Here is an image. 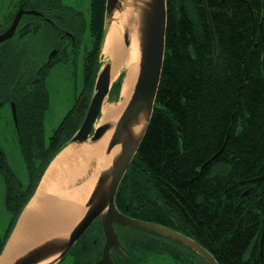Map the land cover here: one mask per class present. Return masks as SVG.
<instances>
[{
  "label": "trees",
  "instance_id": "obj_1",
  "mask_svg": "<svg viewBox=\"0 0 264 264\" xmlns=\"http://www.w3.org/2000/svg\"><path fill=\"white\" fill-rule=\"evenodd\" d=\"M165 4L164 55L153 110L117 189L115 205L131 218L193 239L218 264H264V178L248 182L264 172V0L204 4L165 0ZM104 7L105 0H89L85 31L91 49L82 46V34H74L89 67V87L98 69ZM43 48L46 52L49 43ZM61 58L59 53L51 63ZM120 78L112 85L115 95ZM47 106L41 76L28 96L16 103L26 187L6 163L0 168L6 210L13 216L0 238V253L48 163L71 140L85 112H76L73 105L46 140ZM129 231L128 235H153ZM154 241L129 249L167 252L176 264H206L183 245L161 236ZM80 245L81 239L71 248L73 264L89 262L87 253L76 255ZM113 258L114 264L122 262ZM131 259L129 255L127 264Z\"/></svg>",
  "mask_w": 264,
  "mask_h": 264
},
{
  "label": "water",
  "instance_id": "obj_2",
  "mask_svg": "<svg viewBox=\"0 0 264 264\" xmlns=\"http://www.w3.org/2000/svg\"><path fill=\"white\" fill-rule=\"evenodd\" d=\"M202 2L204 4V0ZM128 6L131 12H129L127 28H124L122 40L128 46L130 35H135L138 44L137 72L129 99L113 122L101 123L89 136L112 83L111 64L110 62L105 63L97 74L94 93L85 116L78 131L71 139V143L78 145L95 143L110 131L103 147V153L111 154L116 146L118 149L112 154L108 164L98 169L93 187L84 203V213L73 228L62 236H52L34 244L16 256L9 264H38L45 261L44 264H54L58 262L97 217L100 219L105 241L101 257L95 261V264H113L111 251L124 255L114 230V224L168 238L194 252L206 264H218L209 251L186 235L159 224L130 218L116 209L114 197L117 187L129 167L152 114L163 62L166 25L165 0H105L101 50L114 12H123ZM205 12L211 30V20L206 8ZM20 15L21 10L14 16L12 24L0 34V42L12 36ZM212 40L214 42L213 36ZM213 48L215 51V45ZM56 55L57 50H51L47 62ZM83 101V98L79 100L76 110L80 109ZM87 140L90 141L87 142ZM88 160L85 172L76 181L78 185L93 175L99 163L97 155H90ZM263 178L264 172L256 178L249 179L248 182L254 183ZM242 183L243 181H240V184ZM247 192L248 190L243 194Z\"/></svg>",
  "mask_w": 264,
  "mask_h": 264
},
{
  "label": "flooded vegetation",
  "instance_id": "obj_3",
  "mask_svg": "<svg viewBox=\"0 0 264 264\" xmlns=\"http://www.w3.org/2000/svg\"><path fill=\"white\" fill-rule=\"evenodd\" d=\"M0 4L5 7L0 12V34L12 24L15 13L21 10L12 36L0 42V128L4 123L6 128L13 126L17 131V100L25 99L28 91L39 82V78L41 76L45 78L44 72L47 74L49 68L57 63L47 62L50 51L56 49L57 54L62 55L58 62L67 61L69 56L76 57L83 54V49L77 45L74 34L83 35L85 32L89 11L87 14L81 11L79 0H0ZM46 42L49 43L50 48L45 52L43 45ZM88 84L89 80L83 84L78 96L84 100L88 98L85 110L94 92L93 85L89 87ZM19 106L20 103L17 104V107ZM6 162L0 147L1 169ZM114 230L124 250V255H119L122 259L120 264H127L129 255L132 258L131 264H139L144 260V252L140 248L137 250L129 248H137L138 244L146 240H157L159 236L143 233L128 235L130 231L117 224H114ZM123 235L126 237L124 238ZM80 239L81 245L76 255L83 256L87 253L89 262L85 261L83 264H95V261L101 257L105 241L99 217L94 219ZM131 240L132 243H129ZM71 248L66 255L74 259Z\"/></svg>",
  "mask_w": 264,
  "mask_h": 264
},
{
  "label": "bare ground",
  "instance_id": "obj_4",
  "mask_svg": "<svg viewBox=\"0 0 264 264\" xmlns=\"http://www.w3.org/2000/svg\"><path fill=\"white\" fill-rule=\"evenodd\" d=\"M126 8L127 10L123 12H114L113 20L111 21L102 46V55L107 58L108 62L111 64V82L117 78L120 73L124 72L119 100L115 104L103 103L101 107L100 120L103 122H113L120 114L129 99L136 78L138 61L137 39L135 35H130L128 46L125 45L122 40L124 28H127L126 24L129 19V12H131L129 6ZM109 134L110 131L106 132L103 137L95 143L81 144L80 150L83 154L88 156L97 155V157H99L100 161L96 166V171L100 168H104L110 161L112 154L118 149V146H116L113 148L111 154L103 153V147L107 142ZM70 151L72 150L69 146L64 147L48 165L39 183L37 189L38 194L36 193L37 197L41 196L38 199L35 195L29 202V205L20 217L6 245L0 259V264L9 260L16 251L24 249L26 246L38 240L40 238L38 236L45 233L44 231L47 228L71 219L77 214L87 199L93 187L95 180L94 175L76 188L61 190L54 194L51 200L43 201L42 196L45 195L44 188L46 185L68 171L66 163L69 160ZM75 152L77 153L74 155V160H77L81 157V153L78 151ZM77 165H79V163H77ZM77 165L75 167H77ZM65 182H67V180ZM61 187H64V185L58 183V188ZM45 262L38 264H44Z\"/></svg>",
  "mask_w": 264,
  "mask_h": 264
},
{
  "label": "rangeland",
  "instance_id": "obj_5",
  "mask_svg": "<svg viewBox=\"0 0 264 264\" xmlns=\"http://www.w3.org/2000/svg\"><path fill=\"white\" fill-rule=\"evenodd\" d=\"M79 3L81 4V11L83 10L84 13L87 14L89 0H79ZM0 6L1 12L5 7L1 4ZM89 40L88 32L86 30L83 33L82 46L89 45ZM87 48L89 50L91 49V46L89 45ZM79 52H81V50ZM97 56H100L101 58L100 62L97 61V65H104L108 62V59L102 55L101 41L99 42ZM67 59L68 60L64 62L55 63L51 68H49V71L44 78V84L48 93V106L45 110L43 119V130L46 140L54 131V129L60 124L63 117L73 108V105L75 106L77 102L75 99L79 96L83 88V84H85L87 81V68L89 67L86 65V57H84V54H79L76 57L69 56ZM123 74L124 72L120 73L119 75L121 77L120 86L122 84ZM115 81L117 80L114 79L112 83ZM118 100V96L112 91L108 97L104 99V103L115 104ZM83 111H85V108ZM100 118L101 113L94 123V128H97V126L103 123ZM89 141L90 140H87V142ZM0 147L2 148V151L6 157L8 166L11 168L19 182L23 184V188L26 187L28 173L26 171L23 157L20 153L17 131L13 126L6 128V125L4 123L2 124V127L0 128ZM81 155L85 157V155ZM4 198L5 185L0 171V238H2L6 233L10 220L13 217L12 214H9V212L6 210ZM143 259L144 260H141L139 264H176L175 261L177 260L167 252H147L143 254ZM72 262L73 259L70 257V255H66L63 259L54 264H73Z\"/></svg>",
  "mask_w": 264,
  "mask_h": 264
},
{
  "label": "crops",
  "instance_id": "obj_6",
  "mask_svg": "<svg viewBox=\"0 0 264 264\" xmlns=\"http://www.w3.org/2000/svg\"><path fill=\"white\" fill-rule=\"evenodd\" d=\"M67 146H69L71 148V150H72V151H70L71 154L69 155V160L66 163V165L68 167V171L64 172L63 174L60 175L59 178H56L54 181H50L46 185V187L44 188L45 195L42 196L43 201L51 200L53 198V195L56 194L57 192L61 191V190L74 189L77 186H79L76 181L80 177H82L83 173L85 172V170L87 168V164H88V161H89L88 160L89 156L86 155V154H83L81 152V150H80L81 149V145L70 143ZM75 151L80 152L81 154L85 155V157L81 155V157H79V159L74 160V155L77 153ZM70 156H72V157H70ZM80 159H81V161H80ZM77 163H79V165H77ZM76 165H77V167H75ZM97 173H98V170L96 171V169H95L93 171L94 177H96ZM66 180H67V182H65ZM58 183L64 185V187L58 188ZM76 183H77V185H76ZM37 189H38V187H37ZM37 189H36L33 197L36 195ZM40 196L37 197V195H36L35 197H37L39 199ZM31 199H30V201H31ZM29 202L27 203V205L24 207V209L22 210L21 214L19 215V217H18V219H17V221H16V223L14 225V228H13L11 234H10V237L12 236V234H13V232H14V230H15L18 222H19L20 217L22 216V214L25 212L27 206L29 205ZM84 203H83L82 207L79 209V211L77 212V214L74 215L71 219H69L66 222H61L59 224H55L53 227L47 228L44 231L45 233H42V234H40L38 236V237H40L38 240H36L34 243L26 246L24 249L16 251V253L9 260L4 262L3 264H9L10 262H12L14 260V258L16 256H18L19 254H21L22 252H24L25 250H27L28 248H30L31 246H33L34 244H36V243H38L40 241H43V240H45V239H47L49 237H52V236H62L64 234L68 233L73 228V226L78 222V220L81 218L82 214L84 213ZM10 237H9V239H10ZM35 237H37V236H35ZM9 239H8V241H9ZM8 241H7V243H8ZM7 243H6V245H7ZM6 245H5L3 251H2V253L0 255V259H1V256H2L5 248H6Z\"/></svg>",
  "mask_w": 264,
  "mask_h": 264
}]
</instances>
